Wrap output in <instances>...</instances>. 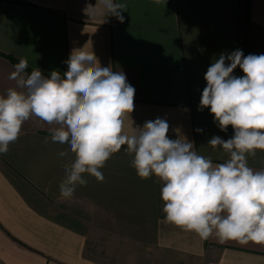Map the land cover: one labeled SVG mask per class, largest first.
<instances>
[{
    "label": "crops",
    "instance_id": "1",
    "mask_svg": "<svg viewBox=\"0 0 264 264\" xmlns=\"http://www.w3.org/2000/svg\"><path fill=\"white\" fill-rule=\"evenodd\" d=\"M113 2L125 5L123 22L100 0H0V53L49 77L68 70L73 50L92 52L135 88L126 134L160 118L168 138L193 141L214 165L226 162L229 154L208 142L226 141L234 129L221 131L199 108L204 75L221 53L264 54V0ZM14 66L0 55V95L16 86ZM233 75L244 73L237 67ZM54 127L32 116L0 154V264H264V243L205 240L167 222L164 182L140 178L126 145L98 169L102 182L84 173L87 184L61 197L75 154L52 141ZM247 162L264 170V150Z\"/></svg>",
    "mask_w": 264,
    "mask_h": 264
},
{
    "label": "clouds",
    "instance_id": "2",
    "mask_svg": "<svg viewBox=\"0 0 264 264\" xmlns=\"http://www.w3.org/2000/svg\"><path fill=\"white\" fill-rule=\"evenodd\" d=\"M100 2L123 22L125 5ZM66 63L63 75L52 71L49 77L38 68L27 74L24 58L14 66L9 79L16 86L0 95V154L8 152L30 117L55 125L52 141L67 143L75 154L59 186L61 197L70 199L77 186L87 184L82 174L102 182L98 169L126 145L140 178L154 174L164 182L161 199L167 222L205 240L215 235L221 242L264 243V170L254 171L247 162V156L264 150V54L245 56L239 49L221 53L204 75L199 108L210 110L221 131L234 129L226 141L219 136L209 140L230 157L215 165L197 154L193 141L168 138L169 124L163 119L145 122L132 135L124 132L135 88L122 71L101 66L84 49L73 50ZM237 67L243 76L233 75Z\"/></svg>",
    "mask_w": 264,
    "mask_h": 264
},
{
    "label": "trees",
    "instance_id": "3",
    "mask_svg": "<svg viewBox=\"0 0 264 264\" xmlns=\"http://www.w3.org/2000/svg\"><path fill=\"white\" fill-rule=\"evenodd\" d=\"M0 55L2 56V57H4V58H6V59H8L9 61H10V63H12L13 65H16V64H18L19 63V60L18 59H16L15 57H13V56H11V55H7V54H3V53H0ZM33 70L32 69H30L29 67H27L26 69H25V72L27 73V74H31V72H32ZM44 75V74H43ZM45 77H48L47 75H44Z\"/></svg>",
    "mask_w": 264,
    "mask_h": 264
}]
</instances>
